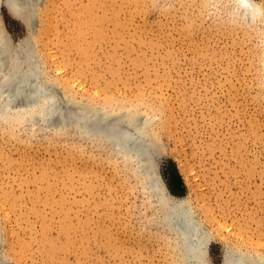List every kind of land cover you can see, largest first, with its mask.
<instances>
[{"label": "rangeland", "instance_id": "rangeland-1", "mask_svg": "<svg viewBox=\"0 0 264 264\" xmlns=\"http://www.w3.org/2000/svg\"><path fill=\"white\" fill-rule=\"evenodd\" d=\"M255 1L246 18L234 0H35L29 23L0 3L13 44L27 40L59 96L144 121L165 195L197 215L208 264L227 252L264 264ZM162 212L104 136L0 120V264H184Z\"/></svg>", "mask_w": 264, "mask_h": 264}, {"label": "bare ground", "instance_id": "bare-ground-1", "mask_svg": "<svg viewBox=\"0 0 264 264\" xmlns=\"http://www.w3.org/2000/svg\"><path fill=\"white\" fill-rule=\"evenodd\" d=\"M33 1L35 0H0V3L7 9L15 8L20 13H26L31 11ZM234 1L246 18L261 12L255 0ZM26 41L13 44L14 41L12 42L0 20V120L14 117L16 121H20L30 118L35 126L73 127L93 136H104L117 151L133 160L137 170L143 174L150 194L157 197L162 207V221L178 235V250L183 263L208 264L207 236L197 215L193 214L183 198L175 197L176 199L171 201L165 195L167 188L155 166L157 149L146 137L144 121L134 122L131 116L120 118L87 107L86 103H73L59 96L44 80L33 47ZM238 254L225 253L221 264H258V258L255 261L246 257L249 260L247 261L244 256Z\"/></svg>", "mask_w": 264, "mask_h": 264}, {"label": "water", "instance_id": "water-1", "mask_svg": "<svg viewBox=\"0 0 264 264\" xmlns=\"http://www.w3.org/2000/svg\"><path fill=\"white\" fill-rule=\"evenodd\" d=\"M8 10L12 14L17 15L18 16L17 18L20 19L22 22H25V23H28L30 21V19L32 18V12H33L32 9H31V11H27L26 13H20V11L16 10L15 8H9ZM163 182H164V180H163ZM164 184H165V182H164ZM165 186H166V184H165ZM166 188H167V186H166Z\"/></svg>", "mask_w": 264, "mask_h": 264}]
</instances>
